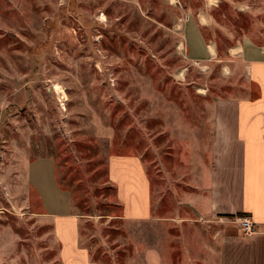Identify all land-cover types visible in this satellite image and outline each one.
<instances>
[{"label":"rangeland","instance_id":"obj_1","mask_svg":"<svg viewBox=\"0 0 264 264\" xmlns=\"http://www.w3.org/2000/svg\"><path fill=\"white\" fill-rule=\"evenodd\" d=\"M188 18L218 56L189 58ZM246 37L264 42V0H0V264H63L27 182L40 157L55 161L94 264L246 258L240 217L208 208L232 175L215 142L224 103L257 92L230 54ZM113 157L142 160L148 219L124 217Z\"/></svg>","mask_w":264,"mask_h":264},{"label":"crops","instance_id":"obj_2","mask_svg":"<svg viewBox=\"0 0 264 264\" xmlns=\"http://www.w3.org/2000/svg\"><path fill=\"white\" fill-rule=\"evenodd\" d=\"M184 32L192 61H207L218 56L215 45L205 41L194 19L188 18ZM230 54L245 63L246 75L257 92L251 98L224 103L232 113L226 116L228 119L218 118L215 142L228 151L225 176L232 175H228L225 182L223 189L228 184L229 188L224 199L221 195L217 200H210L208 208L211 213L222 210V213L252 219L256 232L235 237V242L244 241L249 245L246 258L236 264H264V42L246 37L230 49ZM110 177L124 205V217L148 219L151 191L142 160L139 157L111 158ZM27 182L38 195L43 213L54 221L63 264H94L88 250L80 244L82 221L72 212L69 192L58 184L55 161L49 157L31 161L27 168Z\"/></svg>","mask_w":264,"mask_h":264},{"label":"built area","instance_id":"obj_3","mask_svg":"<svg viewBox=\"0 0 264 264\" xmlns=\"http://www.w3.org/2000/svg\"><path fill=\"white\" fill-rule=\"evenodd\" d=\"M240 230L246 235H251L256 232V224L248 217H240L237 219Z\"/></svg>","mask_w":264,"mask_h":264},{"label":"bare ground","instance_id":"obj_4","mask_svg":"<svg viewBox=\"0 0 264 264\" xmlns=\"http://www.w3.org/2000/svg\"><path fill=\"white\" fill-rule=\"evenodd\" d=\"M54 90L59 94H65L64 87L60 86L59 84L54 85Z\"/></svg>","mask_w":264,"mask_h":264},{"label":"trees","instance_id":"obj_5","mask_svg":"<svg viewBox=\"0 0 264 264\" xmlns=\"http://www.w3.org/2000/svg\"><path fill=\"white\" fill-rule=\"evenodd\" d=\"M58 184L60 185V187L62 186V184L60 183V181L58 180ZM241 216H244V215H241Z\"/></svg>","mask_w":264,"mask_h":264}]
</instances>
